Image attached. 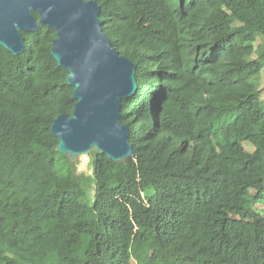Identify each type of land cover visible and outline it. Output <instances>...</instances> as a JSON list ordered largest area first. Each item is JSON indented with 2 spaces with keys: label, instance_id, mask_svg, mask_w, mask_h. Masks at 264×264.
Returning a JSON list of instances; mask_svg holds the SVG:
<instances>
[{
  "label": "trees",
  "instance_id": "trees-1",
  "mask_svg": "<svg viewBox=\"0 0 264 264\" xmlns=\"http://www.w3.org/2000/svg\"><path fill=\"white\" fill-rule=\"evenodd\" d=\"M91 1L135 64L132 158L77 174L50 132L76 101L55 31L0 46V264H264V0Z\"/></svg>",
  "mask_w": 264,
  "mask_h": 264
},
{
  "label": "water",
  "instance_id": "water-1",
  "mask_svg": "<svg viewBox=\"0 0 264 264\" xmlns=\"http://www.w3.org/2000/svg\"><path fill=\"white\" fill-rule=\"evenodd\" d=\"M99 13L91 0H0V46L18 55L21 32L40 25L54 30L50 55L67 72L76 100L71 117L60 114L50 126L56 151L71 160L96 151L115 163L128 162L133 153L120 105L136 91L135 64L112 48Z\"/></svg>",
  "mask_w": 264,
  "mask_h": 264
},
{
  "label": "rangeland",
  "instance_id": "rangeland-1",
  "mask_svg": "<svg viewBox=\"0 0 264 264\" xmlns=\"http://www.w3.org/2000/svg\"><path fill=\"white\" fill-rule=\"evenodd\" d=\"M260 45L261 47H264V36H258L256 38V41L254 43V46ZM258 86L259 89H261V95L260 99L261 101L264 102V70L260 72L258 75ZM243 148L246 152H252L253 147L251 144L245 142L243 143ZM74 163L76 164V172L77 174H80L83 178L88 177L91 173L90 165H89V157L88 156H83V157H78L75 160H73ZM256 208L258 210H261L264 212V205H257ZM134 264V262H132Z\"/></svg>",
  "mask_w": 264,
  "mask_h": 264
}]
</instances>
